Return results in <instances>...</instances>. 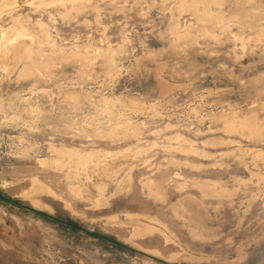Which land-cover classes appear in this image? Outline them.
Segmentation results:
<instances>
[{"label":"rangeland","instance_id":"374dc122","mask_svg":"<svg viewBox=\"0 0 264 264\" xmlns=\"http://www.w3.org/2000/svg\"><path fill=\"white\" fill-rule=\"evenodd\" d=\"M52 1L0 13V264H264V0Z\"/></svg>","mask_w":264,"mask_h":264},{"label":"bare ground","instance_id":"6f19581e","mask_svg":"<svg viewBox=\"0 0 264 264\" xmlns=\"http://www.w3.org/2000/svg\"><path fill=\"white\" fill-rule=\"evenodd\" d=\"M56 0H54V2H55ZM71 1H73V0H71ZM184 1V0H183ZM208 1V0H207ZM53 2V1H52ZM53 2V3H54ZM57 2V1H56ZM74 2H77V1H74ZM177 2V1H176ZM204 2V1H203ZM16 3V0H12L11 2H8V1H4L3 0V3L1 4L0 3V13L3 11V10H5V9H3V8H8V7H10L11 5H13V4H15ZM182 3V2H181ZM188 3V2H187ZM194 3H195V1H194ZM197 3V2H196ZM184 4V3H183ZM185 4H186V1H185ZM184 6V5H183ZM186 6V5H185ZM192 6V5H191ZM12 7V6H11ZM194 8V7H193ZM204 15V14H203ZM208 15V14H207ZM43 27V26H42ZM45 27V26H44ZM11 29V28H10ZM45 29H46V27H45ZM17 30H19V31H17L18 33H14L13 32V34H15L16 35V37L10 42L9 40V42L6 44V46H4L5 48V54L6 55H12V58H14V57H16L17 55H20V53L22 52V53H24V55H26V58L28 59V61H29V63H30V65H27V66H25L24 67V69H22L21 71H20V75H26V76H28V75H33V74H35V68L36 69H39L40 67L42 68H45V69H49L51 66H49L48 64H44L42 61H41V59H39V57H40V52H37L36 54L37 55H34L33 54V52H35L34 50H35V43L37 42V44H38V47H43L41 44L43 43L44 44V42L47 40L46 38H47V36H48V34H46V33H41V35L40 36H36L37 38H38V40L36 39H34L35 37H33V36H30V39L29 38H27L28 40H30V41H32V43H33V45H31L30 44V42L28 41V40H26V39H23L22 37H24L25 35H28L27 33H24V31H22V30H20L19 29V27H18V29ZM48 29H46V31H47ZM7 33V32H6ZM6 33H4V36L6 35ZM8 34L9 33H7V37L6 38H8V37H10V36H8ZM12 34V35H13ZM34 34V33H33ZM29 36V35H28ZM32 37H33V39H32ZM51 37V36H50ZM4 39V38H3ZM51 39V38H50ZM6 41V40H5ZM50 41V40H49ZM52 41V40H51ZM46 44V43H45ZM44 46H46V45H44ZM51 47H53L52 45H51ZM85 47V46H84ZM82 50V49H81ZM110 52V51H109ZM79 54V53H78ZM77 54V55H78ZM5 55V56H6ZM9 57V56H8ZM24 57V56H23ZM109 58H110V56H109ZM110 60H111V58H110ZM139 60V59H138ZM141 60V59H140ZM108 64V63H107ZM111 64V63H110ZM110 64H109V66H110ZM50 70V69H49ZM48 70V71H49ZM157 70H159V69H157ZM37 73V72H36ZM161 73H162V70H161V68H160V70H159V72H158V74H157V78H158V80H159V82H160V84L162 85V87L164 88V94H168V93H170L171 91H174V87H175V85L174 86H172V85H170L169 83H167L166 81H164V79H162L161 78ZM157 80V79H156ZM178 87H180V86H178ZM73 93H75V92H73ZM73 93H70L71 94V99L72 100H74V103L76 102V101H78L79 100V95H74ZM69 94V95H70ZM163 94V95H164ZM69 95H67L68 97H69ZM166 96V95H165ZM168 97V96H167ZM129 98V97H128ZM136 98V97H135ZM134 97H131L130 99H129V102L128 101H126V102H128L129 104H131L134 108H138V109H141V108H143L144 106H143V104L136 98L135 99ZM112 99V98H111ZM126 99V98H125ZM119 100V99H118ZM124 101V100H123ZM79 102V101H78ZM112 101L111 100H109L108 98L106 99V103H107V105H110V104H112L111 103ZM111 106V105H110ZM131 106V107H132ZM151 106V105H150ZM136 111H138V110H136ZM143 111V110H142ZM235 117V116H234ZM233 117V118H234ZM223 118V117H222ZM236 118V117H235ZM234 122V121H233ZM245 122H246V120H245ZM249 122V121H248ZM252 122V121H251ZM130 123V122H129ZM238 123V122H237ZM254 123V122H253ZM231 124V123H230ZM246 124H247V122H246ZM117 126V125H116ZM234 126V125H233ZM127 127V126H126ZM129 128V127H128ZM253 128V127H252ZM131 129V128H130ZM254 130H255V128H254ZM112 133V132H111ZM115 133V132H114ZM113 134V133H112ZM137 134V133H136ZM130 135V134H129ZM175 136V135H174ZM183 136V135H182ZM179 137V136H178ZM177 137V139H179ZM181 140H182V138H181ZM179 141V140H178ZM184 141H186V140H184ZM187 142V141H186ZM190 146H191V144H190ZM192 146H194V145H192ZM192 146H191V148H192ZM57 150V149H56ZM58 150H60V149H58ZM56 151V153H60L61 154V152L63 153V151ZM64 156V155H63ZM72 156V155H71ZM59 157V156H58ZM63 159H64V157H63ZM68 159V158H67ZM61 161V160H60ZM78 163H79V161H78ZM76 164V163H75ZM70 167V166H69ZM106 170V169H105ZM109 170V169H108ZM107 171V170H106ZM106 175H108V174H106ZM39 188V187H38ZM41 189V188H40ZM72 192H74V191H72ZM77 192V191H76ZM75 193V192H74ZM78 194V193H77ZM75 195H76V193H75ZM142 225V224H141ZM144 229H148L147 227H146V225L145 226H142ZM142 227L140 228L139 227V232H140V229L142 230ZM149 228H150V226H148ZM151 229V228H150ZM153 230V229H152ZM144 230H142V232H143ZM148 231V230H147ZM146 232V231H145Z\"/></svg>","mask_w":264,"mask_h":264}]
</instances>
